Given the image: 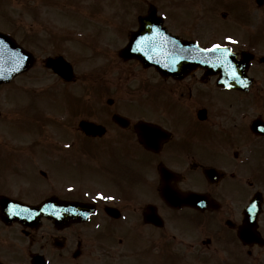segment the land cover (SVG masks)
Listing matches in <instances>:
<instances>
[{"label":"flooded vegetation","instance_id":"1","mask_svg":"<svg viewBox=\"0 0 264 264\" xmlns=\"http://www.w3.org/2000/svg\"><path fill=\"white\" fill-rule=\"evenodd\" d=\"M235 2L250 14L214 73L164 75L115 52L80 84H46L35 63L0 84V264L264 262V244L237 235L258 191L264 236V0ZM31 28L0 5V50H29ZM175 33L202 43L206 30Z\"/></svg>","mask_w":264,"mask_h":264},{"label":"rangeland","instance_id":"2","mask_svg":"<svg viewBox=\"0 0 264 264\" xmlns=\"http://www.w3.org/2000/svg\"><path fill=\"white\" fill-rule=\"evenodd\" d=\"M221 1L228 2V0ZM25 2L26 0H12L13 19L34 21L36 26L40 23L55 25L61 31L66 30L62 34V39L59 36L57 46L61 52L66 53L74 62L76 69L82 75V81L85 80L91 67L102 66L104 61L102 58L103 53L107 52L109 54V51L111 52L119 43L126 40V30L128 28L125 29L124 24H121L120 28L117 26L124 12H121L120 9H127L126 6L128 4H158L163 6L160 13H163L167 20L171 16L176 19L177 23L203 20L202 22H205L207 29L220 30H216L217 32H212L210 35L206 34L203 38L206 43L222 36L224 28V32L227 33L237 31L234 25L224 24V28L222 29L221 27L220 14L222 10H226L225 6L214 9L213 5H209L205 8V6H201L203 0H30L31 11L24 15L23 5ZM0 4L3 7L4 0H0ZM169 4H173L175 7L179 5V7L174 12H169V10L166 11V6ZM215 4V6H218L217 4L219 3L215 2ZM204 9L210 11H204ZM128 14L132 15L133 12L131 11ZM130 19V21L125 23V27L127 25L135 26L136 21L134 18ZM229 19L232 20V18ZM72 21H74L76 27L72 26ZM69 29L72 32L76 31L77 35L75 38L72 37ZM108 43L110 47L106 48L105 46ZM44 46L46 50H52V44H44ZM30 47L39 52L37 46L30 45ZM20 100H23V98ZM67 176L70 179L76 178L72 173L67 174Z\"/></svg>","mask_w":264,"mask_h":264},{"label":"water","instance_id":"3","mask_svg":"<svg viewBox=\"0 0 264 264\" xmlns=\"http://www.w3.org/2000/svg\"><path fill=\"white\" fill-rule=\"evenodd\" d=\"M153 16L154 11L151 10L149 17L140 19V31L143 30L144 26H150L149 18H154L155 16ZM156 25L159 27L161 26V21L159 19H157ZM160 36L161 37L157 36L158 38L155 37L157 39L154 40V43L157 45V48L149 52L146 57L147 62L156 63L162 71L171 74H183L198 65L196 60L199 58V53L193 45L169 38L165 33H162ZM203 53L205 52H202L200 56L205 58ZM51 66L56 69L54 63L51 64Z\"/></svg>","mask_w":264,"mask_h":264},{"label":"snow or ice","instance_id":"4","mask_svg":"<svg viewBox=\"0 0 264 264\" xmlns=\"http://www.w3.org/2000/svg\"><path fill=\"white\" fill-rule=\"evenodd\" d=\"M232 38L231 37H229V40H231ZM233 43H235V41H232ZM220 49H223V51L224 52H229L230 50L229 49H227V48H224L222 45H220V44H214L213 46H212V48L211 49H205V51H216V50H220ZM235 72L233 73V76L235 77ZM101 198L102 199H112L113 197H105V196H103V195H101Z\"/></svg>","mask_w":264,"mask_h":264}]
</instances>
